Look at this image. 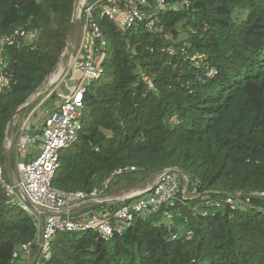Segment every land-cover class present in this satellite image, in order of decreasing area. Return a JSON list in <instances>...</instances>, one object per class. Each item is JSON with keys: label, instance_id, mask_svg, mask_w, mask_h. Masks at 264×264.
Here are the masks:
<instances>
[{"label": "trees", "instance_id": "trees-1", "mask_svg": "<svg viewBox=\"0 0 264 264\" xmlns=\"http://www.w3.org/2000/svg\"><path fill=\"white\" fill-rule=\"evenodd\" d=\"M75 2L0 0V36L34 34L29 46L5 48L13 85L0 95V149L12 118L57 68ZM167 2L180 6L160 13L151 31L119 29L94 9L108 78L84 95L83 127L60 153L51 186L89 192L134 167L108 188L128 192L176 168L199 198L137 217L112 241L95 231L59 233L44 264H264V197L252 196L264 193V0ZM5 164L2 152L3 172ZM228 195L251 198L235 211L215 208ZM5 202L0 189V264L36 235L32 218ZM194 206L199 214L184 228L193 238L171 241L163 212Z\"/></svg>", "mask_w": 264, "mask_h": 264}, {"label": "built area", "instance_id": "built-area-1", "mask_svg": "<svg viewBox=\"0 0 264 264\" xmlns=\"http://www.w3.org/2000/svg\"><path fill=\"white\" fill-rule=\"evenodd\" d=\"M179 6V3L169 6L167 0H76L71 21L73 26L79 25V39L70 54L66 55L69 44L67 38L59 61V64L64 63L63 59L66 58L65 67L59 71L58 64L51 74L48 95L57 92L58 87L73 71L79 73L76 85L60 96L58 107L45 117L40 139L38 136L25 135L24 128L21 129L15 145L16 161L13 163L16 176L11 181L0 166V189L6 197L5 204L28 214L36 230L33 241L15 249L10 264H44L52 257V242L59 233L95 231L102 240L112 241L116 236L122 235L137 217L147 219L157 215L165 204L173 207L176 202L184 204L188 200L199 198L196 191L189 193L188 178L176 168L164 169L148 185L122 195L108 192L111 179L113 176L135 171L134 167L115 170L101 187L89 192L65 193L51 186L59 166L60 153L76 141L83 127L84 95L93 81L104 76L100 63L107 41L93 19L94 9L97 8L101 17L108 19L119 29L128 30L143 25L151 31L157 24L160 13ZM33 35L20 28L10 35L0 36V95L10 91L13 85L5 48L29 46ZM15 117L16 115L12 120ZM10 124L6 129L0 156L13 146V140L8 136ZM25 125L27 124L23 126ZM37 143L38 146L35 147ZM30 148L37 151L33 159L28 158ZM252 196L264 197V193ZM250 198L228 195L222 202H215L214 206H226L235 211L247 206ZM207 213L202 212L203 215ZM195 214H199L196 206L191 207L188 214L180 210L163 212V221L170 231L171 241L180 237L186 241L193 238V232L184 228L189 217Z\"/></svg>", "mask_w": 264, "mask_h": 264}, {"label": "rangeland", "instance_id": "rangeland-1", "mask_svg": "<svg viewBox=\"0 0 264 264\" xmlns=\"http://www.w3.org/2000/svg\"><path fill=\"white\" fill-rule=\"evenodd\" d=\"M78 39H79L78 26L74 25L72 30L70 31L68 40H69V43H71L74 46L77 44ZM103 57H105L104 54L102 55V58ZM63 60H64V64H65L66 58H64ZM50 76L48 77V79L45 81V83L39 89L38 94H40V95L39 96H37L36 94L33 95L30 98V100L28 101V104L25 105V107H29L28 113H26L25 116L20 115V113H19L12 120V122L9 126V132H8V136H9L10 140H12V138L14 137L15 141H16V138L18 137V134H20V131L22 128H24L23 132L25 135H28L29 133L31 135H33L34 133L30 132L29 130L37 129V128L39 129L41 127L43 120L45 119L47 113L50 110H52L53 108H55L53 103H56L58 100L52 99V94L48 95L50 91L44 92L46 89L49 88L48 80H49ZM78 76H79L78 71H73L71 73V75L68 78H66V80L58 87L57 94L59 96L66 94L68 92V89L73 88L76 85V79L78 78ZM107 78H108L107 76L102 77L99 81V84L105 82L107 80ZM46 96H47V98H46ZM33 112H34V114H33ZM32 114H33V116H32ZM30 120H31V123H30ZM25 123L27 125L23 126ZM32 123L34 124L35 128L32 126ZM22 142L25 143V141H22ZM13 146H14V144H13ZM36 146H38V143H37V145H35V147ZM33 150H35V149H33ZM65 152L66 151L64 150L61 152V154H64ZM3 168H4L5 176H7L9 181H11L14 178V176H16V172L12 171L7 164H5V166ZM151 182L152 181H150L148 183H151ZM144 186L142 185V187H144ZM112 193L114 195H122L123 193H125V191L124 192L113 191Z\"/></svg>", "mask_w": 264, "mask_h": 264}, {"label": "crops", "instance_id": "crops-1", "mask_svg": "<svg viewBox=\"0 0 264 264\" xmlns=\"http://www.w3.org/2000/svg\"><path fill=\"white\" fill-rule=\"evenodd\" d=\"M60 96L59 97H57V100L60 102ZM57 101V102H58ZM53 103V105H54V107L55 108H53L52 110H50L48 113H47V115H49V113L51 112V111H53L54 109H56L57 107H58V105H59V102L58 103ZM46 115V116H47ZM33 116V115H32ZM35 117V116H34ZM44 121V120H43ZM30 123H31V120H30ZM43 124V123H42ZM32 126L35 128V126H34V124L32 123ZM42 126V125H41ZM29 129V128H28ZM40 130V132H41V127L38 129H32V131H30V132H33L34 134L33 135H31L30 133L27 135V136H29V137H34V136H38L39 137V139H40V135H36V132H38ZM18 136H19V134H18ZM12 140H13V144H14V146H10L11 147V150H12V157H13V163L16 161V149H15V145L17 144V142H18V137L16 138V141H15V138L13 137L12 138ZM39 143H40V141H39ZM8 151H9V148H8V150L6 151V153H7V157H8ZM37 155V151H34L33 149H31L30 148V150L28 151V158H30V159H33L35 156ZM9 167H10V169L13 171V167L11 166V164H10V161H9V157H8V164H7Z\"/></svg>", "mask_w": 264, "mask_h": 264}, {"label": "water", "instance_id": "water-1", "mask_svg": "<svg viewBox=\"0 0 264 264\" xmlns=\"http://www.w3.org/2000/svg\"><path fill=\"white\" fill-rule=\"evenodd\" d=\"M73 15H74V11H73ZM72 28H73V21H71V25H70L69 30H68V33H67V38H68L69 33H70V31H71ZM48 90H49V88L46 89L44 92H47ZM22 108H25V105H24ZM22 108H20V109L18 110L17 114H19V112L21 111ZM8 157H9L10 164H11V166L13 167L14 164H13V157H12V150H11V147H9Z\"/></svg>", "mask_w": 264, "mask_h": 264}, {"label": "bare ground", "instance_id": "bare-ground-1", "mask_svg": "<svg viewBox=\"0 0 264 264\" xmlns=\"http://www.w3.org/2000/svg\"><path fill=\"white\" fill-rule=\"evenodd\" d=\"M73 48V45L71 44V43H69L68 44V49L66 50V52H65V54L67 55V54H70V50ZM64 63H60L59 64V67H58V70L60 71V70H62V69H64Z\"/></svg>", "mask_w": 264, "mask_h": 264}]
</instances>
